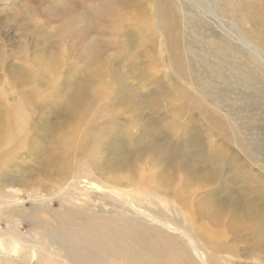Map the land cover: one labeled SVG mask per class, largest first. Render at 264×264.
Masks as SVG:
<instances>
[{
  "label": "rangeland",
  "instance_id": "374dc122",
  "mask_svg": "<svg viewBox=\"0 0 264 264\" xmlns=\"http://www.w3.org/2000/svg\"><path fill=\"white\" fill-rule=\"evenodd\" d=\"M162 1L0 0V264H99L60 219L89 214L264 264V65L212 73L246 71L254 41L223 1L169 0L172 29Z\"/></svg>",
  "mask_w": 264,
  "mask_h": 264
},
{
  "label": "bare ground",
  "instance_id": "6f19581e",
  "mask_svg": "<svg viewBox=\"0 0 264 264\" xmlns=\"http://www.w3.org/2000/svg\"><path fill=\"white\" fill-rule=\"evenodd\" d=\"M218 1L224 2V5L218 9L219 15L225 18L227 21L233 22L234 28L240 36L238 40L242 43V45H244L249 40H253L255 43L254 51H256L257 53H253L251 55L252 57L250 62L252 66H249L246 71L244 70L246 66L240 60H223V62L220 64L211 65L213 68L212 73L217 71V69H215L214 67L221 69L228 68L229 72L226 69L227 75H223L229 76L233 80L234 84H241L244 75H249L254 68H261V65H264V8H257L256 2L258 0ZM162 8L163 16L166 19V27L168 29H172L177 24L174 21V16H176L174 6L169 0H163ZM241 47L242 46H240V52ZM260 54H262V57L260 56ZM260 57L262 58V61ZM176 61L181 66H191V64L187 61L186 58L176 57ZM221 73L222 71H218V77ZM204 84L205 83H203L198 76V87H203ZM214 86H217V84L214 83L213 87ZM8 114H10L9 117H12L14 123L15 120H18L19 124L15 123V125L21 126L19 129L21 130L24 125V123L22 122L23 116L21 111L17 107H13ZM9 129L11 130V125ZM113 180L116 181V179ZM39 192L40 191L35 190L28 191L25 193L29 196ZM3 193L4 192H2V195ZM5 196V198H7L9 195L6 194ZM65 210L68 211V209ZM61 216L60 219L64 221L66 225H68L69 229H72L73 232L77 234V245L86 250L88 253L92 254L94 259L98 261L99 264H105L109 259H115L113 264H121V261L127 260H129V264H196V262L192 260V258L189 256V253L186 252L184 248H181L174 244L172 241L169 240L170 238L167 236V234L165 232H161L160 230H152L146 227L137 228L134 227L131 222V224L129 223L127 224V226H125L116 221H113V219H104L100 215L96 216L93 214H89L87 216L83 215L82 217L80 216L81 218L79 223L73 221L71 217L68 218V216H66V218H64ZM44 219L46 224L49 225L52 223L49 217L45 216ZM245 224L246 223H244V225ZM74 249L77 251L76 247ZM13 250V252H16L18 250L17 244H15ZM52 255L53 258L50 257L48 260L55 261V258L58 255L56 256V254H54L53 252ZM124 257H127V259L124 260ZM62 264L65 263L62 262Z\"/></svg>",
  "mask_w": 264,
  "mask_h": 264
}]
</instances>
